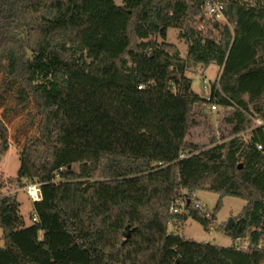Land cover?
<instances>
[{
  "label": "trees",
  "instance_id": "obj_1",
  "mask_svg": "<svg viewBox=\"0 0 264 264\" xmlns=\"http://www.w3.org/2000/svg\"><path fill=\"white\" fill-rule=\"evenodd\" d=\"M206 1L0 0V93L19 86L39 118L16 180L40 182L43 195L31 224L16 197L0 200V264H264V133L237 136L251 127L246 112L264 117V0H223L219 41L191 25ZM171 26L190 42L186 59L166 42ZM211 64L221 67L212 90L231 109L220 137L199 146L188 139L206 106L186 72ZM181 188L247 202L227 228L234 245L168 232Z\"/></svg>",
  "mask_w": 264,
  "mask_h": 264
},
{
  "label": "rangeland",
  "instance_id": "obj_2",
  "mask_svg": "<svg viewBox=\"0 0 264 264\" xmlns=\"http://www.w3.org/2000/svg\"><path fill=\"white\" fill-rule=\"evenodd\" d=\"M223 1V0H222ZM250 3V0H242ZM118 4H121L118 2ZM195 21V22H193ZM191 25L195 29L197 35L208 37L212 33V37L219 41L220 32L215 29V25L220 27L228 24L227 20L211 17L203 13L193 19ZM234 29L233 25H230ZM184 31L178 27L171 26L167 31L166 42L177 46L180 50L181 58L186 59L190 42L183 38ZM162 39H158V43H162ZM221 73V67L211 64L208 67L198 65L187 70L186 75L192 81V90L195 94L203 97L209 90L205 89L204 81L212 84L217 81ZM4 77L0 74V88L4 89ZM204 87V88H203ZM19 86L12 91L0 93V117L8 115L6 123L10 131L11 147L6 155H0V177L15 182L20 169V154L24 146L25 140L38 134L39 118L35 116V106L33 101L29 100L24 105L20 104V95L18 93ZM199 125L195 127L189 137V141L199 145L206 146L210 144L211 137L217 135L220 137V128L225 112L210 114L208 109L202 107L200 112ZM78 167H75L77 169ZM199 200L205 205L208 215L211 218V225L206 228L199 221L189 218L182 226V237L188 241L203 243L209 242L210 245L219 247H231L234 245L233 238L229 235L227 228L228 223L233 219L236 224L238 217L245 208L247 202L237 197L225 196L220 197L219 194L208 189L196 191ZM221 200V206L218 209V203ZM19 204V212L24 217L27 224H31L30 216L34 211V204L29 200L24 192H20L17 196ZM173 228L169 226V231ZM43 237V234H40ZM246 243H242L245 246ZM4 246L3 230L0 228V247ZM247 246V245H246Z\"/></svg>",
  "mask_w": 264,
  "mask_h": 264
},
{
  "label": "built area",
  "instance_id": "obj_3",
  "mask_svg": "<svg viewBox=\"0 0 264 264\" xmlns=\"http://www.w3.org/2000/svg\"><path fill=\"white\" fill-rule=\"evenodd\" d=\"M224 9L225 4L222 0H207L203 5V11L206 15L215 17L218 19H224ZM226 19V18H225ZM212 84H209L208 82L204 81L205 89H210L206 94H204L203 99L205 101L206 109H208L210 114L213 113H219L222 110L226 113L231 108L230 107H222L219 103V98L215 92H213ZM142 87H140L141 89ZM247 116L249 117L251 121V127L247 130L241 132L239 137H242L248 142L250 138L253 136V134L257 131H262L264 133V117L260 114L251 111L246 112ZM257 148L259 150H263L264 146L262 144H258ZM187 157V154H182L180 156L181 159H184ZM62 170V169H61ZM0 181L4 184L2 187V194L0 195V200L3 197H16L20 192L26 193L29 200L35 204L37 202H40L43 200L42 190L41 186L42 184L36 180H22L15 182H11L8 179L1 178ZM170 219L168 220V232L169 233H178L182 235V226L183 223L186 222L182 218L188 217L191 218L192 214L194 212H197L200 214V216H208V211L206 210L205 205L199 200L197 192L191 191L188 188H181L177 194V196L172 201L170 208ZM32 221L37 223L39 221L38 215L36 213H33L32 215ZM169 226H171L173 229L169 231ZM184 238V237H183ZM205 244H208L209 242H203ZM243 241L241 239H238L236 242V246L238 249H247L248 244L247 242L245 246H242Z\"/></svg>",
  "mask_w": 264,
  "mask_h": 264
},
{
  "label": "water",
  "instance_id": "obj_4",
  "mask_svg": "<svg viewBox=\"0 0 264 264\" xmlns=\"http://www.w3.org/2000/svg\"><path fill=\"white\" fill-rule=\"evenodd\" d=\"M235 221L232 219L229 223H228V228L232 227L234 225ZM130 237V233L128 232V234L126 235V238Z\"/></svg>",
  "mask_w": 264,
  "mask_h": 264
}]
</instances>
